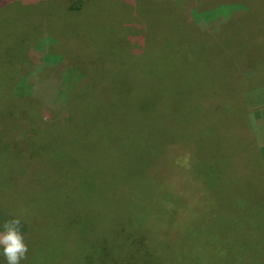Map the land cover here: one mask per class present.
Returning a JSON list of instances; mask_svg holds the SVG:
<instances>
[{
	"label": "rangeland",
	"instance_id": "obj_1",
	"mask_svg": "<svg viewBox=\"0 0 264 264\" xmlns=\"http://www.w3.org/2000/svg\"><path fill=\"white\" fill-rule=\"evenodd\" d=\"M69 1L0 0V112L8 115L0 122V230L5 223L19 220L25 239L28 234L37 244L33 262L54 247L56 240L47 223L29 226L34 221L32 213L28 214L31 196L26 190L28 197L22 195L27 176L20 167L35 157L53 160L63 155L66 161L74 157L85 160V156L74 155L80 149L75 141L83 146L90 136L79 132L78 139L66 137L58 129L66 121L63 109L69 98L73 99L71 84L91 68L93 76L89 82L112 88L118 82V67L129 68L131 62L139 61L133 60L137 55L145 54L143 66L147 73L137 75L136 82L141 87L145 85L148 95H158L155 101L165 105L157 110L165 121L163 125H175L173 132L169 130V141L188 134L200 142L196 169L213 183L218 202L210 211L207 207L193 208V219L188 225L176 222L177 229L166 228L160 242L144 239L149 238L144 236L149 235L145 229L149 220L147 210L132 213L130 230L135 232L134 239L146 244L136 248L139 244L135 246L129 237L118 235L121 231L117 226L112 229L114 238L109 234L107 240L103 235V247L107 244L109 253L103 264H264V188L250 186L253 178L258 179L255 183L264 185V78L260 72L252 71L249 58L251 52L263 57L264 32L246 36L252 29L264 28V0H245L243 6L239 4L242 0H82L78 3L81 12L76 15L69 13ZM23 13L34 20L20 16ZM106 25L110 32L104 34L105 41L101 39L100 43L107 51L96 53L93 65L80 67L73 59L67 60L64 52H55H67L70 48L79 54L78 47L83 45L78 42L82 41L85 50L91 52L92 43L97 42L96 30ZM242 38H257L258 42L247 47ZM122 49L130 50V58L126 51H121L125 61L115 63L111 50L118 53ZM247 49L250 51L242 53ZM160 80L171 91L161 93L157 86ZM110 83L113 84L107 85ZM58 85L61 87L57 88ZM231 92L241 95L239 105L245 106L244 121L235 128L246 136L234 144L227 138L221 143L210 136L216 126L228 131L217 113ZM28 94L35 98V103H19V97ZM77 94L82 104L91 98L87 86L82 90L80 87ZM172 103L177 108L170 107ZM67 109L76 116L71 105ZM15 110L20 112L17 120L12 118ZM207 120L212 124L208 126ZM78 123L76 116L73 124ZM93 124L104 134L99 123ZM52 127L57 129L50 131ZM36 129L49 132L37 142L21 145L23 136L29 134L26 131ZM140 131L133 128L116 133L125 136L133 151L134 144L141 142ZM234 131L239 138L240 133ZM92 132L93 138L96 131ZM144 159L128 156L131 162ZM90 176L85 172L77 174L83 185L95 190ZM140 180L146 183L144 178ZM98 184L102 189L99 181ZM92 198L98 199V194L93 193ZM167 218L174 219V212ZM55 256L57 261L50 264H72L63 255Z\"/></svg>",
	"mask_w": 264,
	"mask_h": 264
},
{
	"label": "trees",
	"instance_id": "obj_2",
	"mask_svg": "<svg viewBox=\"0 0 264 264\" xmlns=\"http://www.w3.org/2000/svg\"><path fill=\"white\" fill-rule=\"evenodd\" d=\"M81 1H69V13L74 15L80 13L78 3ZM87 1L90 2V0ZM244 2L245 0H242L239 4L242 5ZM60 15L62 14L60 13ZM20 16L31 17L34 20V17L26 13ZM57 21L59 20L57 19ZM240 30L242 29L238 31ZM96 31L99 32L95 36L97 38L96 45L91 41L93 36L89 37V41L92 43L91 47L94 46L91 52L85 50V41L78 42L83 45L78 47L79 54H75L70 48L67 52L61 49L55 52H64L63 56H66L67 60L73 59L75 64L80 67L87 63L93 65L94 55L107 51L101 47L100 42L101 39L105 41L104 34L110 32V28L107 25L101 26ZM258 32H264V28L252 29L250 32H246V36H255L258 35ZM123 36L126 39V32L123 33ZM70 38L68 36L69 41ZM76 38L79 37L76 36ZM253 42L257 43L258 39L242 38V44L247 47L251 46ZM121 51L128 53L127 58L129 53L131 54L129 49H122L118 53L111 50V58L115 63H118V60L125 61V55H120ZM248 51L250 50H244L242 53ZM261 53L263 54L262 58L257 52H251L249 58L252 71L260 72L259 74L264 78V53ZM145 57V54L137 55L133 60L139 61L131 62L129 68L125 67L121 70L122 67L119 66L118 78H116L118 82L112 88L101 87L98 82H89L93 76L91 68L88 70L89 72H86L87 70L82 72V77L77 83L71 84L70 92L73 93V99L69 98L67 106L71 105L79 118V123L73 124L76 116L72 112H68L66 106L63 109L66 110L63 116L66 121L61 123L58 129L62 130L66 137L71 135L78 139L79 132L90 136L83 142V146L79 143L80 141H75V146L80 149L77 148L79 150H76L74 155L79 158L85 156V160L74 157L66 161L64 159L67 158L63 155L53 158V160H40L35 157V160H28L26 168L20 167V170H23L21 172L27 176L22 195L30 193L31 196L28 203V205L30 204L28 214L32 213L34 221L29 226L33 228L35 223H47L56 240L54 247L51 246V249L43 255L44 260L41 258L33 262L36 259L37 244L33 243L27 234L25 242L28 251L26 258L21 260L20 264H50L57 261L55 254L70 259L72 264H94V262L88 261L90 259L98 260L95 264H103L104 256L109 255L107 244L103 247V235L107 237V240L109 234L114 238L112 229L115 230V227L120 228L121 232L118 235L129 237L135 242V246L139 244L134 239L135 232L130 230L132 229L130 227L132 213L139 214L141 210H147L146 214L149 220L145 229L149 235L144 234V236L149 238L144 239L154 242L152 239L154 238L160 242L159 237L163 236L166 228H175L176 222H185L188 225L189 221L193 219V208L207 207L210 211L214 206H217L218 195L213 183L205 173L196 169L195 159L199 158L200 142L194 140L192 136L188 137V134L169 141L171 137L169 132L174 131L175 125H168V123L165 124L167 126L163 125L165 121L157 110L165 105L155 101L158 95H148L145 85L141 87L139 82H136L137 75L146 72L145 66H143L146 61ZM73 67L74 65L69 66V69L71 70ZM57 76L60 75H55V77ZM165 84L160 80L157 85L161 93L171 91V89L165 88ZM151 85L153 86V84ZM86 86L91 90V98L82 104V98H76L79 95L77 91L80 87L82 90V87ZM60 87L61 85H58L57 88ZM227 95L223 106H219L221 109H218L217 114L221 115V124L226 123L229 134L228 131L223 132V128L220 126H216L211 129L210 136L221 143L224 138H227L230 144H234V141H239L244 135L246 136L244 131L235 128L239 122L244 121L245 106L239 105L242 96L238 93L231 92ZM19 99V103L22 100L23 102L29 101L31 104L35 103V98L29 97V94L23 95ZM224 106L225 109H223ZM17 107L21 112L20 106L17 105ZM170 107L177 108V105L172 103ZM18 110H15L12 115V118H16V120L20 113ZM229 115L232 116L231 119ZM7 116L2 110L0 122L7 119ZM93 123H99L104 134L99 132L98 127ZM209 123L212 124L207 120L208 126ZM133 128L141 130L139 139H142L139 144L138 142L134 144L132 151L128 145L129 141H125V136L116 133V131ZM56 129L52 127L50 131ZM234 130L240 133L239 138ZM92 131H96L95 136L98 135L99 140L95 136L92 138ZM26 132L29 134L23 136L24 143L21 142V145L37 142V139H42L49 131L46 130L43 133L42 130L36 129ZM231 134H234L233 137ZM161 141V144L155 145ZM92 153H97V155L93 156ZM130 155L136 158L145 157V159L144 161L131 162L128 160ZM133 160L135 159L133 158ZM81 172L91 175L89 178L93 184H96L95 190L91 186L81 183L77 177V174ZM140 178H144L146 183L142 184ZM255 180L258 179L253 178L250 186L254 189H263L264 185L260 182L255 183ZM98 181L103 186L102 189L99 188ZM135 182L138 184L133 185ZM93 193L98 194V199L92 198ZM160 209L165 210L159 214ZM163 212L166 216L163 215ZM171 212L175 214L174 219L167 218ZM144 244L146 243L139 244L136 248H142ZM79 252L82 253L81 256H78Z\"/></svg>",
	"mask_w": 264,
	"mask_h": 264
},
{
	"label": "clouds",
	"instance_id": "obj_3",
	"mask_svg": "<svg viewBox=\"0 0 264 264\" xmlns=\"http://www.w3.org/2000/svg\"><path fill=\"white\" fill-rule=\"evenodd\" d=\"M27 251L19 220L5 223L0 230V264H20Z\"/></svg>",
	"mask_w": 264,
	"mask_h": 264
}]
</instances>
